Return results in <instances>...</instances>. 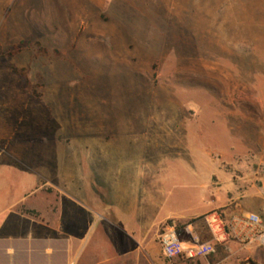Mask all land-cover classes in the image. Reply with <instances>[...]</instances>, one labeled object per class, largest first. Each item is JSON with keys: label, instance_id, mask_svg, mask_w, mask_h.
I'll return each mask as SVG.
<instances>
[{"label": "rangeland", "instance_id": "374dc122", "mask_svg": "<svg viewBox=\"0 0 264 264\" xmlns=\"http://www.w3.org/2000/svg\"><path fill=\"white\" fill-rule=\"evenodd\" d=\"M1 139L15 144L0 151V237L44 240L2 250L44 252L41 264H264V247L226 228L244 191L224 187L244 173L210 178L215 205L186 222L213 254L167 260L158 237L174 223L183 241L184 224L154 225L203 211L182 198L209 173L183 166L213 140L245 142L264 189V0H0Z\"/></svg>", "mask_w": 264, "mask_h": 264}, {"label": "crops", "instance_id": "0c3cea01", "mask_svg": "<svg viewBox=\"0 0 264 264\" xmlns=\"http://www.w3.org/2000/svg\"><path fill=\"white\" fill-rule=\"evenodd\" d=\"M4 140V139H1ZM6 141H13V140H6ZM206 142V141H205ZM15 144V141H14ZM13 144V145H14ZM221 144L217 142V140L212 141V148L203 150L202 157H198L197 160L187 161L183 166V173L186 178L195 177L199 179V173H209L205 179L202 177V180L199 182L197 180L198 186L197 188H189L188 183L185 185V193L186 196L183 197V201L188 203L192 201L195 203V208L202 210H210V205L206 202H210L212 205H215V202L207 201L206 195L209 193V188H212L210 185L209 179L212 177H217L218 179L225 178L227 175L226 173H244V178L242 181H232L224 188L229 192L236 193L239 189L244 191V196L239 201H233L231 203L232 207L229 208L231 212H240V214H256L258 215L262 222L264 223V189L258 188V185L255 184V179L251 173H257L256 164L258 162L257 157H252L248 155L246 152L249 150L248 145L245 142H226L223 143L226 145V149H219L216 146ZM13 145H6V146H13ZM187 145H190V141H188ZM207 145V144H206ZM5 146V148H6ZM251 146V145H249ZM4 148V149H5ZM190 162V163H189ZM159 181L161 183L165 182V176H163L162 170L159 172ZM173 174H170L172 177ZM218 193L222 192L221 189H215ZM207 204V205H206ZM194 215V216H180L173 213H168L166 216L157 219L155 224H164L168 220H174L178 223L184 224L183 234L185 235V239L182 241L183 247L187 248L191 246L192 239H197V227L186 223L189 220L198 217L202 213ZM229 213L230 216L234 215L233 213ZM38 215V214H36ZM131 216L133 217L134 214L132 213ZM156 219V218H155ZM40 226L47 227L49 224L44 220L38 223ZM221 242L222 240L220 239ZM31 241H44L43 238H33L32 236H19V237H10V235L5 237H0V264H41L43 262V258H46L45 253L43 252L40 254H33L27 250L17 251L13 250V248H5L4 250L1 249V246L4 244H12V243H20L25 244ZM199 243H201L198 240ZM206 244V243H201ZM159 245V244H158ZM160 248V246H159ZM161 250V248H160ZM152 264H164L159 259L153 260Z\"/></svg>", "mask_w": 264, "mask_h": 264}, {"label": "built area", "instance_id": "2783aa9c", "mask_svg": "<svg viewBox=\"0 0 264 264\" xmlns=\"http://www.w3.org/2000/svg\"><path fill=\"white\" fill-rule=\"evenodd\" d=\"M259 177L264 181V173H260ZM226 228L240 241H250L264 247V223L258 215L250 213L231 215L226 221ZM222 237L225 238V235L222 234ZM158 244L163 257L167 260H195L215 252L211 245L201 244L196 238L192 239L191 246L184 248L174 223L164 227L158 237Z\"/></svg>", "mask_w": 264, "mask_h": 264}, {"label": "trees", "instance_id": "16d2710c", "mask_svg": "<svg viewBox=\"0 0 264 264\" xmlns=\"http://www.w3.org/2000/svg\"><path fill=\"white\" fill-rule=\"evenodd\" d=\"M24 45L29 46V44L22 43V44H20V47H23ZM18 76H19L18 84L21 85V89L24 90V91L28 90V82H27V79H26L25 75H23L22 72H21V73L18 74ZM31 94H32L33 98L39 104H41L39 96L35 92H32ZM13 144H14V141L0 140V151L3 150L6 145H13ZM27 214H29L31 216L35 215L33 212H28ZM246 264H255V262H253L251 260H247Z\"/></svg>", "mask_w": 264, "mask_h": 264}]
</instances>
